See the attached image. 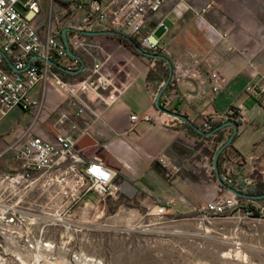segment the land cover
Here are the masks:
<instances>
[{"label":"crops","instance_id":"1","mask_svg":"<svg viewBox=\"0 0 264 264\" xmlns=\"http://www.w3.org/2000/svg\"><path fill=\"white\" fill-rule=\"evenodd\" d=\"M108 1L104 0V4ZM174 1L169 0L159 14L148 19L146 31L159 37L170 49L173 61L194 68L202 76L200 81L187 79L176 86L181 95L179 113L200 127L209 116L219 121L231 107L241 109L243 125L232 151L264 167V104L246 93L252 83L264 87V0H222L220 5L208 6L206 18L199 16L201 6L193 4L194 8L188 11L186 0ZM70 8L66 1L54 6L44 3L34 25L42 36L49 31H61L63 36V31L67 30V38H70L76 26V20L68 15ZM175 8L181 10L182 15L178 16ZM43 10L47 18L42 17ZM162 22L168 26V31L161 26ZM197 25L200 29L211 28L214 33H201L196 30ZM104 32L98 30L95 35L83 37L97 48L91 52L76 50L84 68L67 80L74 85L86 77L95 64L106 62L111 56L101 73L111 77L113 84L107 90L77 95L68 89L38 84L31 92L39 103L36 108L28 113L21 108L10 111L21 110L30 116V121L24 128L14 129V140L10 144L0 138V145L9 149L21 146L31 136L54 141L56 135L65 133L73 138L75 151L85 163H103L115 171L117 196L108 199L143 202L148 208L163 202L169 212L178 214L203 209L220 194L213 168L214 141L191 131L189 123L171 124V117L157 110L154 98L157 81L169 75L164 60L142 57L116 32ZM214 71L223 78L218 94L211 90L210 74ZM167 93H173L171 87L163 94ZM250 100L255 104L251 113L246 108ZM133 115H138L140 120L132 121ZM147 115L150 121L143 119ZM244 134L245 143L240 141ZM161 157L173 168L171 178L159 163ZM68 166L69 163H64L49 173L37 175L35 190L48 184L50 193L55 194L52 188L55 180L47 181L55 178L53 174L68 170ZM77 168L82 169L81 165ZM239 171L246 173L244 168ZM75 185L65 195L66 204L56 208L58 213L61 210L59 215L71 209ZM96 198H99L96 194H87L73 205L89 204Z\"/></svg>","mask_w":264,"mask_h":264},{"label":"built area","instance_id":"2","mask_svg":"<svg viewBox=\"0 0 264 264\" xmlns=\"http://www.w3.org/2000/svg\"><path fill=\"white\" fill-rule=\"evenodd\" d=\"M61 1L69 3L71 8L68 15L76 20L73 35L68 38L69 48L73 53L77 49L91 52L97 48L96 44L83 39L85 33L114 31L120 38L132 39L151 55L164 57L167 68L169 61L173 70L170 80L172 86L187 79H202L194 68L177 60L173 61L161 39L146 31L148 19L159 14L169 0H125L122 3H118L119 0H109L106 5L104 0H0V110L4 116L15 108H21L24 112L36 108L39 103L32 98L31 92L40 83L60 90L68 89L74 95L107 90L113 84L111 77L101 73L111 56L107 57L106 62L95 64L86 77L77 80L72 86L64 77V72L50 63L54 61L70 71L80 69L79 60L69 56L61 31H49L42 36L34 25L41 13L42 4L50 3L54 6ZM192 9L193 7L186 6V10ZM175 12L178 16L182 15L181 10L175 8ZM206 12L207 9H203L199 16L203 17L201 13ZM161 26L166 31L169 30L163 22ZM165 82L157 81L158 88L154 93L156 103L157 95ZM210 84L213 94L221 91L223 78L219 72L210 74ZM246 93L264 104V87L252 83L247 87ZM176 98L175 91L163 94L160 99L161 108L157 110L171 117V124H182L183 120L167 113L175 112L173 107ZM238 110L242 115V110ZM220 118L226 119L224 116ZM143 119L151 120L148 115ZM131 120L136 122L140 117L133 115ZM202 127L205 132L211 129L208 122H204ZM229 135L230 130H225L223 141L217 146V150L227 142ZM10 150L15 152L19 163L16 170H0V264H25L34 261L40 250L51 251L54 248L53 245L42 242V236L38 234L39 216L32 208L24 205L25 195L36 188L37 175L49 173L62 164L69 163L68 170L78 178L72 204L91 193L103 201L117 196L115 171L103 163H85L75 151L73 138L65 133L56 135L54 141L31 136L21 146L11 147ZM159 163L167 171V177L171 178L173 168H170L169 161L161 157ZM78 165L82 169L77 168ZM241 168L246 170L245 174L240 173ZM220 176L223 182L220 184L217 181L220 194L202 209L205 217H222L232 211H239L255 220H264V197L248 196L250 189L264 185V167H260L253 159L247 160L233 151L225 150L220 159ZM54 180L55 178H51L47 183ZM228 188L248 197H239ZM168 214L167 205L155 206L156 216L164 217ZM55 221L50 225H57L63 219ZM45 228V225L41 227V233ZM75 258L79 260V257Z\"/></svg>","mask_w":264,"mask_h":264},{"label":"rangeland","instance_id":"3","mask_svg":"<svg viewBox=\"0 0 264 264\" xmlns=\"http://www.w3.org/2000/svg\"><path fill=\"white\" fill-rule=\"evenodd\" d=\"M185 2L191 7L193 4L201 6L200 11L208 9V0ZM218 13L220 15V11ZM208 14L201 13L204 18ZM42 15L47 18L45 10ZM208 29L196 26L201 33H214ZM254 106L250 100L246 108L251 113ZM7 115H0V138L10 144L14 140V129L24 128L30 116L21 110ZM240 141L245 143L246 134ZM18 163L15 152L0 145V170H16ZM53 175L60 178L55 179L52 186L55 194L50 193L47 184L28 192L24 205L39 216L38 234L42 242L54 248L40 250L34 261L25 264H37V258L40 264H264V220H255L239 211L222 217H205L202 209L182 214L169 212L158 217L156 205L148 208L143 202L100 198L89 204H72L70 210L59 215L61 210L58 213L56 208L66 204L65 195L78 178L67 169ZM61 179H64L62 184ZM58 218L63 222L50 225ZM43 225L46 228L41 233ZM87 259L92 262L86 263Z\"/></svg>","mask_w":264,"mask_h":264},{"label":"trees","instance_id":"4","mask_svg":"<svg viewBox=\"0 0 264 264\" xmlns=\"http://www.w3.org/2000/svg\"><path fill=\"white\" fill-rule=\"evenodd\" d=\"M128 41H129L131 47L135 50V52L138 55L142 56V57H147L150 60H153L154 58H158V56H159V57H161L159 59H162V60L165 59L161 55H151L150 53H148L146 51H145V54H140L136 50L137 47H140L139 44L135 43L132 39H127L126 42H128ZM79 62H80V68H81L83 66V60L79 61ZM57 70H59V69L57 68ZM63 75H64L65 78L72 76V75H69L67 73H63ZM168 78H169V75H166V77L163 80L167 81ZM169 87H171L172 91H175L176 94H177V98H176L177 101L175 102V105H174L173 108L175 110V113H179V106L181 104L179 100H180V96L181 95L179 94L178 90L176 89V85L172 86L171 84H169ZM166 91H168V89H166L165 92ZM156 106H157V108H161L160 107V101H158L156 103ZM27 113H28V111H27ZM223 116L226 117V119L221 118L219 121L218 120H216V121L213 120L211 116L206 118L205 122H208V124L211 126V129H210L209 132H205L203 130L202 125L199 127V126L193 124L192 122H190V120H189L190 123L184 121L183 125H185V123H189L190 125L188 126V128L191 131H193L194 133H196L198 136L204 135V136H201V138H204L205 140L212 139L214 141V144L216 145V151H215V154H216L217 146L223 141L224 131L227 130V129L230 130L229 138L231 137V135L233 133V128L226 126V124L228 122H233V123H235L238 126V128H240L243 125L242 115L240 114V111L238 110V108L231 107L227 111V113L225 115H223ZM210 133L212 134L211 136L208 135ZM237 135L234 137V140L232 141V143L225 149L226 151H232L233 150V142L237 138ZM221 156H222V154L220 155L219 161H218L219 170H220V159H221ZM216 179H215V182H216ZM248 196H250V197H264V185H259L258 187L250 189L249 192H248ZM158 204L165 205V203H163V202H158Z\"/></svg>","mask_w":264,"mask_h":264},{"label":"water","instance_id":"5","mask_svg":"<svg viewBox=\"0 0 264 264\" xmlns=\"http://www.w3.org/2000/svg\"><path fill=\"white\" fill-rule=\"evenodd\" d=\"M67 30H64L63 31V41L64 43L67 45L68 47V54L71 58L73 59H77L79 61H82L83 59L76 55L75 53H73V51L69 48V41H68V38H67ZM114 32H111V31H108V32H104V34H113ZM86 35H95L96 33L94 32H89V33H85ZM137 52L140 53V54H145V51L143 49H141L140 47H137L136 48ZM158 58H161L158 56ZM50 63L52 65H54L56 68L60 69L61 71H63L64 73H67L69 75H77L79 73H81L83 71V67L82 66L79 70H75V71H70L68 69H65L63 67H61L60 65H58L57 63H55L54 61H50ZM168 63V67H169V78L168 80L165 82L164 86L162 87V89L159 91L158 95H157V102L160 101L163 93L165 92L166 89L170 88L169 87V84H170V80H171V77H172V73H173V70H172V65L169 61H167ZM168 114L170 115H173L183 121H186V122H189V119L185 116V115H182L180 113H175V112H171V111H167ZM190 123V122H189ZM226 126L228 127H232L233 128V133L231 135V137L227 140V142L222 145L216 152L215 156H214V159H213V168L215 170V174H216V178H217V181L220 183V184H223L222 182V179H221V176H220V170H219V167H218V161H219V157L220 155L222 154V152L232 143V141L234 140V137L238 134V131H239V128L238 126L233 123V122H228L226 124ZM199 131V130H198ZM209 136H211L212 134H208ZM229 191H231L233 194L239 196V197H248L247 195H243L241 194L240 192L232 189V188H228ZM261 198V197H260Z\"/></svg>","mask_w":264,"mask_h":264},{"label":"flooded vegetation","instance_id":"6","mask_svg":"<svg viewBox=\"0 0 264 264\" xmlns=\"http://www.w3.org/2000/svg\"><path fill=\"white\" fill-rule=\"evenodd\" d=\"M221 2H222V0H208V5H220L221 4Z\"/></svg>","mask_w":264,"mask_h":264},{"label":"bare ground","instance_id":"7","mask_svg":"<svg viewBox=\"0 0 264 264\" xmlns=\"http://www.w3.org/2000/svg\"><path fill=\"white\" fill-rule=\"evenodd\" d=\"M39 261H40L39 258H37L36 263H37V264H40ZM86 261H87L86 263H88V262L91 263V262H92V259H87ZM83 262H84V261H83ZM79 264H80V263H79Z\"/></svg>","mask_w":264,"mask_h":264}]
</instances>
